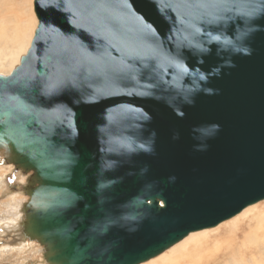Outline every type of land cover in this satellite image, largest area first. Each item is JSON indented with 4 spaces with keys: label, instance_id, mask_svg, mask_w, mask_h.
<instances>
[{
    "label": "water",
    "instance_id": "1",
    "mask_svg": "<svg viewBox=\"0 0 264 264\" xmlns=\"http://www.w3.org/2000/svg\"><path fill=\"white\" fill-rule=\"evenodd\" d=\"M0 74V156L48 264H139L264 200V0H35Z\"/></svg>",
    "mask_w": 264,
    "mask_h": 264
},
{
    "label": "rangeland",
    "instance_id": "2",
    "mask_svg": "<svg viewBox=\"0 0 264 264\" xmlns=\"http://www.w3.org/2000/svg\"><path fill=\"white\" fill-rule=\"evenodd\" d=\"M34 5L35 0H0V53L5 52L8 47H14V49L19 47L21 51L19 57L26 53L38 25V19L34 15ZM24 173L0 156V264H48L43 257L44 248L36 242L25 239L22 235V221L25 215L23 211L30 198L24 192V186L28 184L31 175V173L25 175ZM251 209L252 213H249L248 217L237 215L235 219L226 220L218 229L208 232L210 239L209 237L203 239L207 242L212 240L214 235H220L221 245L224 247L221 251L229 253L231 250L227 245V237L237 233L235 245H238L244 239L242 237L246 233L245 227L251 222V218L264 213L262 212L264 200L256 203V206ZM230 225H235L236 229L229 227ZM230 228L232 230L228 232L227 229ZM212 249L218 250L214 247ZM201 254L208 257V264L226 263L222 260L215 261L214 259L217 258L211 260L208 249H202ZM206 262L204 261L203 264ZM251 264H264V258Z\"/></svg>",
    "mask_w": 264,
    "mask_h": 264
},
{
    "label": "bare ground",
    "instance_id": "3",
    "mask_svg": "<svg viewBox=\"0 0 264 264\" xmlns=\"http://www.w3.org/2000/svg\"><path fill=\"white\" fill-rule=\"evenodd\" d=\"M34 15H36L35 12ZM24 43L25 42H23V44ZM19 49V47H17L16 49H14V47H8L5 52L0 53V74L9 75L12 73L14 68L19 65L21 57L25 54L24 53L21 57H19L21 53ZM25 174L26 173H24V175ZM29 200L30 198L28 199V201ZM254 206H256V203L246 207L235 216L238 215L248 217V214L252 213L251 208H253ZM23 212L25 214V211ZM235 216L229 219H232ZM221 223L208 229L205 228L198 231H192L182 240L171 246L169 249L139 264H203L204 261H207L205 264H208L209 259L207 256L201 254L202 249H208L210 251L211 260L213 258H217L214 260H222L226 262L225 264H238L239 262L241 264H251L252 262L257 261L260 258H264V213L260 214L257 217L251 218V222H249L248 226L245 227L246 233L244 234V237H242L244 239H242V241H240L238 245H235V241L238 238L237 233L227 237V245H229V248L231 250L229 253H223L221 251V249L224 247L223 245H221L222 237L220 235H214L212 237V240L207 242L205 241V239H203L209 237L208 232L218 229L221 226ZM231 226L233 229H236L235 225H230L229 227ZM232 228L227 229L228 232L232 230ZM203 233L204 235H201ZM213 247L218 250L212 249ZM255 253H257V255H255Z\"/></svg>",
    "mask_w": 264,
    "mask_h": 264
}]
</instances>
